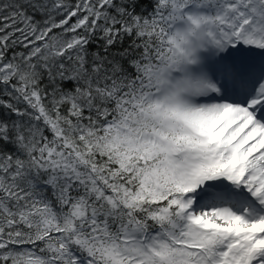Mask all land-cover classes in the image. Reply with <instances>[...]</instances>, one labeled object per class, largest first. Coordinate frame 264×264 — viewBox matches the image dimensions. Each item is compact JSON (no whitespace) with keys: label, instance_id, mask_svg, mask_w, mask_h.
Returning <instances> with one entry per match:
<instances>
[{"label":"snow or ice","instance_id":"obj_1","mask_svg":"<svg viewBox=\"0 0 264 264\" xmlns=\"http://www.w3.org/2000/svg\"><path fill=\"white\" fill-rule=\"evenodd\" d=\"M0 264H264V0H0Z\"/></svg>","mask_w":264,"mask_h":264}]
</instances>
